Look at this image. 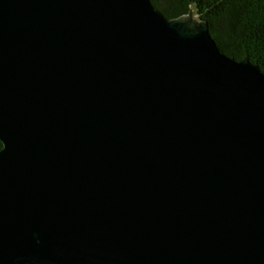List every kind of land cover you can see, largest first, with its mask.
Wrapping results in <instances>:
<instances>
[{"label": "water", "instance_id": "1", "mask_svg": "<svg viewBox=\"0 0 264 264\" xmlns=\"http://www.w3.org/2000/svg\"><path fill=\"white\" fill-rule=\"evenodd\" d=\"M185 16L0 0V264H264V76Z\"/></svg>", "mask_w": 264, "mask_h": 264}, {"label": "trees", "instance_id": "2", "mask_svg": "<svg viewBox=\"0 0 264 264\" xmlns=\"http://www.w3.org/2000/svg\"><path fill=\"white\" fill-rule=\"evenodd\" d=\"M167 19L192 9L208 24L219 50L237 61L246 55L264 76V0H151ZM0 143V148H1Z\"/></svg>", "mask_w": 264, "mask_h": 264}, {"label": "rangeland", "instance_id": "3", "mask_svg": "<svg viewBox=\"0 0 264 264\" xmlns=\"http://www.w3.org/2000/svg\"><path fill=\"white\" fill-rule=\"evenodd\" d=\"M185 18H190V19H198V16L194 13V10H192L190 13H188ZM199 20V19H198Z\"/></svg>", "mask_w": 264, "mask_h": 264}]
</instances>
